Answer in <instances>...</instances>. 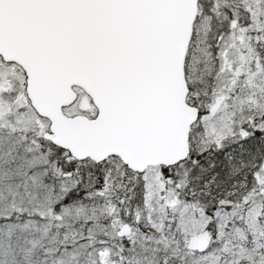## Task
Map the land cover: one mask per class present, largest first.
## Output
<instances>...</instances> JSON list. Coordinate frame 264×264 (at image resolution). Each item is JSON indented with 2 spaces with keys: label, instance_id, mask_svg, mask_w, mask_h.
Segmentation results:
<instances>
[{
  "label": "snow or ice",
  "instance_id": "6c2138e0",
  "mask_svg": "<svg viewBox=\"0 0 264 264\" xmlns=\"http://www.w3.org/2000/svg\"><path fill=\"white\" fill-rule=\"evenodd\" d=\"M0 264H264V0H0Z\"/></svg>",
  "mask_w": 264,
  "mask_h": 264
}]
</instances>
